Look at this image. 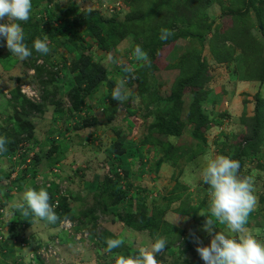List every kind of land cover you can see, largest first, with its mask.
Here are the masks:
<instances>
[{
    "label": "trees",
    "instance_id": "1",
    "mask_svg": "<svg viewBox=\"0 0 264 264\" xmlns=\"http://www.w3.org/2000/svg\"><path fill=\"white\" fill-rule=\"evenodd\" d=\"M226 2H230V7L225 6ZM39 3L38 7L41 6ZM48 3L42 11L38 12L32 6L30 19L27 22H20L24 31V42L32 50V55L22 61V64L35 72L34 78L43 90L42 101L37 104L33 103L22 94L21 87L18 85L10 90L9 104L12 107V114L8 117L7 126L0 127V133L5 132L4 136L9 141L6 145L7 151L0 153L2 157L11 158L20 149L24 152L32 151V142L36 139V127L32 119L45 114L49 100L62 118L67 114L70 120L75 122L76 129L98 126L99 121L96 117L89 113H85L86 116H81V113L87 109L88 101L100 91L103 84L108 86L109 95L107 98L110 100L109 105L104 109L108 122H112L117 113L122 111L121 107H124L126 112L136 118L140 106L133 102L134 93L129 92L128 99L122 103L111 98L117 82L110 79L109 72L102 60H96L93 54L94 45L103 52L111 53L125 39L134 37V44L130 49L134 58L129 62V66L123 68L122 79L126 81V86L138 85L140 105L142 104L144 110L141 113L143 120L153 118L152 124L147 129V135L143 136L141 143L160 147L163 156L155 163V170H159L164 163L171 164L174 168H179L178 177L183 172L182 162H188L204 151V146L207 145L206 133L213 123L204 106L210 101L212 94L209 85L212 77L210 80L207 78L209 64L205 55L206 48L208 47L213 60L218 65L235 62L240 53L244 65L240 80L264 84L263 45L253 34V21L249 15L250 9H252L264 38V0H126L127 13L122 19L117 16H105L97 9H80L76 3L65 8L58 9L57 7L59 11L55 13L54 9L50 7L52 2L48 1ZM213 4H219L223 8L225 17L237 15L234 31L240 38L242 47L239 49L241 52L236 51L234 46L221 38L216 30L215 22L210 20L207 10ZM162 28H167L173 33L166 41L160 39ZM45 34L49 39L50 53L48 55L40 54L33 48L36 38L43 39ZM89 36L93 43L86 40V37ZM180 40H190L191 43L192 41L195 43L197 40L200 48H191L182 54L175 63L168 62V65L161 67L158 61L162 59L164 50L167 47L174 49ZM137 46L147 53V62L136 57ZM61 49L65 50L67 56L62 57V61L57 63L56 58ZM1 56L8 58L11 53L8 51ZM127 69H131V71ZM168 69H176L179 73L172 85L170 95L163 97L155 89L157 81L153 74L156 71ZM66 78H70V84L64 95H61L58 85ZM188 94L192 95V101L189 105L187 118L184 120L182 118L184 98ZM65 98L70 102L69 109L63 108ZM254 105L253 114L244 112L238 119L246 130L241 147L237 145L240 150L237 151L235 158L240 163L243 156L248 157L257 153L263 143L264 96L261 93L256 94ZM186 125L192 126V137L197 140L198 150L157 140L154 136L158 133L178 139ZM25 143H27V148H20V145ZM60 149V142L53 141L51 149L41 159L36 158L33 165H30L25 173L18 176L20 180L15 184V187L20 189V181L35 178L38 172L36 167L42 163L44 158L52 167L58 164L61 161ZM114 149L116 160L125 168L129 158L136 157L132 153L127 154L119 143L115 144ZM126 174H128L127 171ZM96 187L98 188L94 190L96 203L84 213V217L92 221V232L105 250L107 249L106 240L118 237L108 230L94 231L96 227L94 223L98 221L97 214L99 212L113 215L125 227L148 236L153 243L158 236L166 238L165 251L158 254L157 258L162 254L174 257L176 250L183 248L184 243H189L190 246L191 231L203 227L207 220L206 218L196 219L188 230L168 221L167 215L175 202H180L175 213L187 216L191 215L187 209L192 208V212H194L195 208L191 205L192 195L184 198L188 187L181 184L178 179L176 187L169 195L155 199L151 207L147 205L148 196L143 197L142 191L136 193L135 197L130 200H126L127 193L119 189L118 183L113 184L111 179L106 178V182L104 181L103 184L100 183ZM44 188L50 195L52 205L56 195H59V206L55 211L60 220L56 224L50 225L56 228L64 219H75L71 214L68 197L60 195L58 186L48 188L46 183ZM9 190H13V187H10ZM17 215L20 221L25 222L28 226L32 225L34 215L25 216L21 209L17 211ZM109 253L113 257L120 254L127 257L139 255L140 250L133 249L124 243L122 247ZM182 264L195 263L186 259Z\"/></svg>",
    "mask_w": 264,
    "mask_h": 264
},
{
    "label": "rangeland",
    "instance_id": "2",
    "mask_svg": "<svg viewBox=\"0 0 264 264\" xmlns=\"http://www.w3.org/2000/svg\"><path fill=\"white\" fill-rule=\"evenodd\" d=\"M48 1L52 2L50 7L54 9L55 13H58L59 8H65L73 3H76L80 9H97L103 15L109 17L117 16L122 19L127 13L125 3L126 0H32V6L35 8V11H42V9L49 4ZM38 3L41 4V6L38 7ZM225 6L230 7V2H226ZM207 13L210 20L215 22L216 30H218L221 38L227 40L229 44L234 46L236 51L241 52L239 48L242 47V44L240 42V38L234 31L237 15L231 17L223 16V8L219 4H213L207 10ZM249 15L252 17L253 21V34L260 40L264 50V38L259 30L257 17L252 9H250ZM6 22L7 18H5V20H0V23ZM86 40L89 43H93L90 36L86 37ZM133 44L134 37H128L111 53L103 52L97 49L94 45L93 54L96 60H104L103 57L107 56L109 69L114 70V67L124 68L129 66V62L134 58L130 51L127 52V49ZM205 44L207 45L208 41ZM176 48L178 50V54L174 53ZM191 48H200V44L197 40L195 43H193V41L191 43L190 40L181 41L174 49L173 47H167L163 52L162 59L158 61V63L161 67L168 65V62L174 63L176 59L178 60L182 54ZM172 49L173 51L171 52ZM7 52L8 49L6 46V39L0 38V127L7 126L9 113H12L8 103L11 98L10 90L12 89L9 86L10 84L13 85L12 87H15L16 85L20 87L23 85L33 86L38 90L41 101L43 97V90L34 78L35 72L26 68L22 64L21 60L12 55V59L16 62L10 68H7L10 66L8 64V60L7 58H3L1 56ZM170 52L171 54L169 55ZM239 54L235 62L218 65L213 60L208 47L205 50L206 59L209 64V75L207 78L210 80L212 77V81L209 84L210 89H215V93H217L221 99H219L212 106L208 103L204 104L206 111L212 118L214 126L211 125L212 127H210L209 131L206 133L207 145L204 146V151L196 160L197 166L192 165V167L189 165L186 167L187 174L181 179L182 182L187 185L189 184L191 187L185 192L184 198L190 197L191 194L193 195L191 198V205L192 207H195L194 212H192L191 208L187 209L191 215L186 216L174 213L180 203L175 202L172 204L171 211L167 215V219L170 223L182 227L185 230H188L195 223L196 219H208L209 217L214 220L217 231H223L229 236L235 235L229 232L226 225L220 224L216 218L210 216L209 188H207L208 185L202 180V167L204 164L202 158L205 155H208L211 158L218 155H224L237 160L235 158L236 153L240 150L239 147H241L240 145L243 143V138L246 135L245 128H243L238 121V119H240L243 115L242 105L244 104V101H248L250 103L248 106L249 114H253L255 107L254 99L256 94L261 93V95L264 96V84L259 82H249L248 84H242L240 86L237 81L235 82V80L241 79L244 67L243 59L241 54ZM64 55L67 56L65 50L61 49L57 55L56 62L58 63L62 61V57H64ZM175 55L178 57H175ZM162 71L165 70H160L159 73H157V77L162 84L161 91L165 92V90L168 91L170 89V85L174 82L175 73L164 74ZM69 79L70 78L64 79V81L58 85L61 95H64L66 92V83L70 81ZM126 88L129 89L131 93H134L135 95L137 94V84L129 87L126 86ZM104 92L105 86H103L97 94L101 97L104 95ZM96 95L91 101L93 110L91 115L99 114L100 116H103L104 112L100 110L95 98ZM50 101L51 100L47 103L45 114L42 116H36V118L32 119L36 127V140L38 142V144L37 142H32V144L34 143L32 151L24 152L21 150L15 155V158H2L0 156V180L2 181V184L0 183V209H5L4 213H0V237H2V240H0V264H18L17 259L19 258L23 261L20 264H32L29 260V255L54 241H59L57 257L45 263L38 258V264H115L117 256L113 257L103 246L100 245V243L97 242L95 234L92 232L93 224L89 218L78 215L77 218L74 216L75 219H66V221L71 220L75 225L72 233H66L62 228H59L61 227V224L65 222V219L62 220L59 227L56 228L52 227L50 223L36 217L35 215L33 217V223L30 226L19 220L17 211L21 209L20 206L24 204V201L21 199L22 193L25 189L33 187L38 191L40 188H44L46 183L48 188H52L56 185V183L51 181L55 178L54 175L57 174H55L52 169H49L51 166L49 165L47 159L44 158L42 163L36 167L40 176L37 180H35V177L20 181L21 186H25V189L15 191V194H13L14 196H11L13 199H8L6 197L7 187L10 188V185H13V180L9 177L11 173H15L16 171L21 174L25 173L30 165H33L36 158L41 159V157H43V155L51 149L50 144L46 143V139H48V137H57L56 135H59L60 133L64 134L65 121L68 119V116L67 114L63 118L57 116L59 114L55 111V106L51 104ZM64 102L63 108L69 109L71 107L70 102L66 98L64 99ZM140 103L141 101L139 99V111L142 113L143 106L142 104L140 105ZM121 108L122 111L119 112L120 116L125 113V108ZM7 109L10 110V112ZM54 116H57L56 119L58 122L53 121ZM144 132L145 127L143 128V126L140 125L138 127V131L134 134V137L140 140L144 136ZM4 133H0V136H4ZM69 133L71 141H68L69 144H64L66 149L61 152L62 156H60L61 161L59 162L61 166L59 167L60 172L58 175H64L63 177L68 183V188H71L70 192H74L75 190L80 193L82 189L81 186L83 185L79 179L81 175L75 177L74 180H71L70 182L72 177L70 167L73 166L72 163H79V166H82L83 162L84 164L86 163V159H94L93 157H97L98 159L93 161L92 165L100 168L99 164L105 161L103 159L104 151L106 149V145L109 144V139L106 138V134L103 135L101 133L100 136V132H98L99 138L95 139L99 141V145L82 147L84 136H86L87 133L80 135L79 133H75L74 129H71ZM188 133L190 132L188 131ZM188 133H185L182 137H180V143H185L187 146L192 147L190 149L198 150L199 147H194L196 144L189 137L190 135ZM237 145H239V147H237ZM24 147L27 148V143H25ZM62 160L64 161L62 162ZM186 164L187 163L183 162V166ZM240 165L241 168L239 174L241 176H251L253 178L254 195L257 198L256 206L250 213L248 223L245 227L256 235L258 239L264 240V135L260 150L257 153L251 154V156H243ZM195 168L197 171L196 176L194 177L192 174L188 175V172ZM136 171L137 169L135 172ZM154 176V174L149 173L145 174L143 177H138L135 180L137 184L135 187H138L141 191L154 190L152 197H156L158 195H169L168 193L176 187L177 180H174L171 172H163L161 177H157V179ZM60 183H63L60 184L61 186L57 184L59 185L60 190L63 188L65 189L64 181L60 180ZM144 191L142 192V195H144ZM153 201L154 199L151 201L149 200V204L152 205ZM4 204L8 207L5 208L3 206ZM77 206H79V210L82 209V211H84V208L80 207L79 204ZM79 210L78 208H75V211L78 212ZM87 221H89L90 225L86 226L84 224H88ZM94 225H96L94 231L102 232L103 230L108 229L122 239L125 245H128L133 249L140 250L141 248L150 247L153 243L148 236L136 231L127 230L126 227L119 222L116 217L114 218L113 215H98V221L94 223ZM202 229L203 227H198L195 230H192V240L190 242V246L189 243H184L183 248L181 247L180 250H176V255L174 257L162 254L159 255L160 257L157 259L161 261L162 264H182L186 259L194 262L195 264H205L197 253L196 248L198 246H209L212 237H210ZM22 237H26L28 239L26 240L28 242L26 249H22L20 247ZM197 237L203 242L202 245H197L194 242Z\"/></svg>",
    "mask_w": 264,
    "mask_h": 264
},
{
    "label": "clouds",
    "instance_id": "3",
    "mask_svg": "<svg viewBox=\"0 0 264 264\" xmlns=\"http://www.w3.org/2000/svg\"><path fill=\"white\" fill-rule=\"evenodd\" d=\"M31 10L32 0H0V20L7 18L6 23H0V38L6 39L8 51L21 61L32 55V50L24 42V31L20 23L30 19ZM171 35V30L162 28L160 39L166 41ZM33 48L40 54L48 55V35L45 34L43 39L36 38ZM135 55L138 59L148 61L147 53L140 46L136 47ZM125 83L124 80L117 82L111 96L114 101L122 103L128 99ZM8 142L5 136H0V153L7 151ZM202 159V180L209 186L211 217L226 225L229 232L235 235L229 236L223 231H217L214 220L208 217L202 230L212 237L210 245L198 246L197 253L205 264H264V240L258 239L245 227L257 202L253 178L241 176L240 162L231 157L218 155L211 158L205 155ZM22 200L24 204L20 207L23 215H35L50 224L60 220L45 188L37 191L28 187L22 193ZM194 242L197 245L203 243L198 237ZM106 244V250L111 252L122 247L124 241L108 238ZM166 246V238L158 236L150 247L141 248L137 256L118 255L115 264H162L157 255L163 253Z\"/></svg>",
    "mask_w": 264,
    "mask_h": 264
},
{
    "label": "crops",
    "instance_id": "4",
    "mask_svg": "<svg viewBox=\"0 0 264 264\" xmlns=\"http://www.w3.org/2000/svg\"><path fill=\"white\" fill-rule=\"evenodd\" d=\"M181 41H184V40H180L177 43V46H178V44ZM131 46H133V45H131ZM131 46L127 49V52H129L130 49H132ZM174 53L178 54L177 48L175 49ZM64 56H66V55H64ZM175 57H178V56L175 55ZM12 58H13L12 55L7 58L8 64L10 65L7 68H10L12 65L15 64L16 61L13 60ZM103 58H104V60H102V59L101 60H102V63L104 64V66L107 68V70L109 72L110 79L111 80H115L116 82L120 81V79H122V77H123V74H122L123 71H124L123 68H121V67L115 68L114 67V70L113 69H109L108 57L106 56V57H103ZM176 60L174 61V63L176 62ZM7 70H9V69H7ZM157 73H159V71H156L153 74L155 76L156 81H157V85H156L155 89L158 90L159 95L161 94L163 97H168L170 95V93H171V88H172V85H173L174 82L170 85V89L168 91L165 90V92H162L161 91L162 84L160 83L159 78L157 77L158 76ZM162 73H164V74L175 73V78L174 79H176V77L178 76L179 71L176 70V69H171V70L168 69V70L162 71ZM62 81H64V80H62ZM236 81L239 83L238 85H240V86L242 84L244 85V84H248L249 83V82H245V81H242V80H239V79L235 80V82ZM66 84H67V87H68V85L70 84V81H68ZM9 86L11 88H13L12 87L13 85L10 84ZM103 86H105V92L103 93L104 95L100 97L97 94L95 98H96V101H97V103H98V105L100 107V110L104 112V109L109 105L110 100H109V98H107V96L109 95L108 86L106 84H103L101 86V88ZM124 87H125V89H127L125 85H124ZM129 92H130L129 89H127V94ZM211 93L212 94L210 96V101L207 102V103L212 106L219 99H221V97H219V95H217V93H215V89H212ZM133 96H134L133 102H135V104L138 106V101H139L138 91H137V94L133 95ZM93 97H91L90 100L88 101L87 109H85V111L83 113H81V116H86L85 113H89L90 115L92 114L93 110H92L91 101L93 100ZM191 101H192V95H190V94L186 95L185 98H184V110H183V115H182V118L184 120H186V118H187V113H188V109H189V105H190ZM249 105H250L249 102L245 103V101H244V104L242 105L243 106V110H242L243 113L244 112H248L249 113V111H248V106ZM9 108L12 111V107L10 106ZM8 111L10 112V110H8ZM138 111L136 113V115H137L136 118L133 117L132 115H130L126 111L121 116H120L119 113H117V115L115 116V119L112 122H108V120L106 119V116H105L104 113H103V116H100L99 114L98 115L94 114L93 116L98 119L99 125L96 126V127H91V128H87V129H81V130L76 129L75 122L71 121L70 118L68 117L69 121H65L64 134L63 133H60L59 135L55 134L57 137H51V138L48 137V139H46V143H49L50 147H51V143L53 141L60 142L61 149L59 151V156H62L61 155L62 150L64 151L66 149L64 147V144H67V143L69 144L68 141L69 140L71 141V136H70V133H69L71 131V129H74L75 133H79L80 135H83L84 133L85 134L87 133V135L84 136L82 147L99 145V141L95 139V138H99L98 132H100V136H101V133L103 135L106 134V138L109 139L108 140L109 144L106 145V149L104 151L103 159L105 161L103 163L99 164L100 168L92 165V162L96 161V159H98L97 157H93L94 159H92V158L91 159H86V161H85L86 163L84 164V162H83L82 166H79V163H72L73 166L70 167V170H71L70 173L72 175V177L70 179V182H71V180H74L75 177H78L79 175H81V177H79V179H80V181L82 182L83 185L81 186L82 189H81L80 193L76 192L75 190H74V192L73 191L70 192L71 188L70 189L68 188L69 186H68L67 181L64 180V177H63L64 175L63 176L58 175V173L60 172V170H59V167L61 166L60 163L56 164L53 167L51 166L49 168V169H52L53 172H54V169H56V168L59 170V172L56 173L57 175H54L55 178L51 182L56 183L55 186H58V188H59V185L63 184V183H60V180L64 181L65 189L64 188L61 189L60 192L63 194V196L68 197L69 205H70V208H71V214L73 216L77 217L78 215H81V216L84 217V213L87 212L88 209H91V207L93 205H95V203H96L95 202L96 195L94 194V190L97 188L96 187L97 185H99L100 183L103 184L104 181L106 182V178L113 180V184L118 183V187H120L119 189H121L122 191H125L127 193L126 200H130V198L135 197L136 193L141 191V189H138V187L137 188L135 187V186H137L135 180L138 177H143L145 174H149V173L154 174L155 175L154 177L157 179V177H161L163 172L164 173L165 172H171V175H173V178H174L175 181L178 179L181 184H184L185 186L187 185L186 183L181 181V179L184 176H186V174H187L186 167H188L189 165L190 166H192V165L193 166H197L196 160L200 156L201 153L197 157H195L194 159H192V160H190L188 162H184V163H187V164L185 166H182L183 172H182V174L179 177H178L179 168H174L171 164L164 163V164H162L160 166L159 170H155V163L158 160H160L162 158V156H163V153L160 151V147L158 145H149V144L145 145V144H142L141 143V141H142L141 139L143 137L140 140H138L137 138L134 137V134L136 133V131H138V127L140 125H142L143 128L145 127V132H144L143 135H145V134L147 135V132H148L147 129L152 124V122H153L152 119L153 118L150 117V118H148L146 120H143V118L141 116V112H138ZM11 114L9 113V116ZM57 116L62 117L60 114L57 115ZM57 116H54L53 121L58 122V120L56 119ZM34 118H36V117H33V119ZM68 119H66V120H68ZM137 120H139V121H137ZM211 125L214 126L213 123ZM188 131L190 133H188ZM185 133H188L190 135L189 137L196 144L194 146V147H196L197 146V140H195L192 137V126L191 125H186L185 126V128H184V130L182 132V135L180 137H182ZM154 136H155V138L157 140L159 139V140H162V141H165V142L166 141L167 142H172L176 146H183V147L192 148L190 146H187L185 143L181 144L180 143V141H181L180 137L178 139H174V137H171V136H168V135H165V134H158V133L154 134ZM33 142L36 143L37 140L35 139ZM34 143L32 144V146L34 145ZM118 143L120 145H122V149L127 154H131L132 153V155H136L135 158L134 157H130L129 158L126 168L123 167L122 165H120L118 163V161L116 160V155L114 153V151H115L114 148H115V144H118ZM37 144H38V142H37ZM24 146H25V144H21L20 148L21 147L25 148ZM20 151H21V149H20ZM22 151H24V150H22ZM137 152H139V154H137ZM2 158H6V157H2ZM63 161L64 160H62V162ZM136 169H137V171L135 172ZM126 171L128 172V174H126ZM196 173H197V171H196V168H195V169H192L190 172H188V175L192 174V176L195 177ZM13 174L14 173H12L11 176H10L11 180H13V185L12 186L10 185V187H14V190H9V187H7L6 197L8 199H13V197H11V196L13 194H15V191L19 190V189H17V187H15V184H17V182L20 180V178L18 176H20L21 173L18 172V176L16 177V179H12ZM39 177L40 176H39V174L37 172L35 180H37V178H39ZM0 183L2 184L1 180H0ZM57 184H59V185H57ZM123 185H125V186H123ZM187 187H188V189L191 188L189 184L187 185ZM31 188H33V187H31ZM1 189H2V187H1ZM21 189H25V186L24 187L21 186L20 190ZM153 193H154V190H152V191L147 190V191H144V195H142L143 197L148 196L147 205L149 207H151V205L149 204V200L150 201L153 200V199L155 200V199L159 198L160 196H164V195H158L156 197H152ZM191 197H193V195ZM20 199H21V197H20ZM122 203H124V202H122ZM5 204H4V207L7 208L8 206H5ZM78 204L80 205V207L84 208L83 209L84 211H82V209L79 210V206H77ZM84 205H85V207H84ZM75 208H78L79 211L78 212L75 211ZM100 214L101 213L99 212L97 215H100ZM177 214L178 215H182V214H179V213H177ZM87 223H89V221H87ZM126 229L130 230V231H133V230L127 228V227H126ZM106 230H108V229H106ZM108 231H110V230H108ZM110 232H112V231H110ZM95 239L97 240V238H95ZM97 242H98V240H97Z\"/></svg>",
    "mask_w": 264,
    "mask_h": 264
},
{
    "label": "built area",
    "instance_id": "5",
    "mask_svg": "<svg viewBox=\"0 0 264 264\" xmlns=\"http://www.w3.org/2000/svg\"><path fill=\"white\" fill-rule=\"evenodd\" d=\"M21 92L23 95H25L27 97V99H29L30 101H32L33 103H40V94L38 92L37 89H35V87L30 86V85H23L21 86ZM16 156H14L15 158ZM55 173H58L59 170L56 168L54 169ZM18 176V173L15 172L12 176V179L16 178ZM60 195H63L60 192ZM53 206L55 207V209L59 206V195H56L55 197V201ZM5 209L1 208L0 209V213H4ZM74 223L71 220H68L66 222H63L61 224V227L65 232L67 233H72L74 230ZM0 240H2V237H0ZM22 243L20 245V247L22 249H26L28 246V242L26 240H28L26 237H22L21 238ZM58 245H59V241H54L48 245L43 246L41 249H39L38 251L31 253L29 255V260L32 264H38L37 260L38 258H40L44 263L45 262H49L50 260L54 259L57 257V252H58ZM18 260V264H20L22 261V259H17Z\"/></svg>",
    "mask_w": 264,
    "mask_h": 264
}]
</instances>
